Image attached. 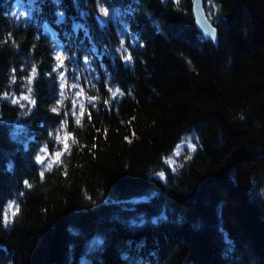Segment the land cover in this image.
Returning a JSON list of instances; mask_svg holds the SVG:
<instances>
[{"label":"trees","instance_id":"trees-1","mask_svg":"<svg viewBox=\"0 0 264 264\" xmlns=\"http://www.w3.org/2000/svg\"><path fill=\"white\" fill-rule=\"evenodd\" d=\"M193 1L0 0V264H264V0Z\"/></svg>","mask_w":264,"mask_h":264},{"label":"water","instance_id":"water-1","mask_svg":"<svg viewBox=\"0 0 264 264\" xmlns=\"http://www.w3.org/2000/svg\"><path fill=\"white\" fill-rule=\"evenodd\" d=\"M193 17L195 19L196 27L201 31L206 39H210L214 44L218 42V30L215 25L207 17L204 0H194ZM214 37V38H213Z\"/></svg>","mask_w":264,"mask_h":264},{"label":"snow or ice","instance_id":"snow-or-ice-1","mask_svg":"<svg viewBox=\"0 0 264 264\" xmlns=\"http://www.w3.org/2000/svg\"><path fill=\"white\" fill-rule=\"evenodd\" d=\"M102 11H103L105 14H107V10H106V9H102ZM13 15H15V13H13ZM213 38H214V37H213ZM124 59H125V61H130V60L132 59V57H131V55H127V56L124 57ZM56 60H57L59 63H57V65H56V69H54V70H58V69H60L61 67H63V65H64V60L62 59L61 55H57ZM32 72H33V74H35V73H36V69L33 68V69H32ZM60 75H61V77H63L64 73L61 72ZM30 79H31V77H30ZM63 87H64V85L61 84V88H63ZM29 91H31V89H29ZM5 95H6V94H5ZM77 95H79V93H77ZM113 96H115V93H113ZM23 99L27 100V99H29V97L25 96V97H23ZM11 102H12L13 104L18 103L17 99H13ZM31 103H32V104H35V101L32 100ZM57 103H59V101H57ZM106 103H107V101H106ZM21 106L23 107V105H21ZM52 111H53V112H58V109H57V108H53ZM81 114H83V110H82V109H81ZM78 122H79V121H77V123H78ZM188 146H189V148H191L192 150H195V148H196V145H195V144H189ZM65 148H67V145H65ZM55 155H56L57 158H59V157L62 155V153L57 152V153H55ZM37 160H38V162H40L41 164H43V163L45 162L43 156H38V157H37ZM169 162H171V161H169ZM40 175L43 176L44 173L41 172ZM157 175H158L159 178H161V179H163V178L165 177V173H164V172H159V173H157ZM25 183L27 184L28 182L26 181ZM29 187H30V185H29ZM14 215H15V213H13V216H14ZM8 222H9V221H8V217L5 216V217H4V223H5V226H7Z\"/></svg>","mask_w":264,"mask_h":264},{"label":"rangeland","instance_id":"rangeland-1","mask_svg":"<svg viewBox=\"0 0 264 264\" xmlns=\"http://www.w3.org/2000/svg\"><path fill=\"white\" fill-rule=\"evenodd\" d=\"M157 264H159V262L157 260H155Z\"/></svg>","mask_w":264,"mask_h":264},{"label":"bare ground","instance_id":"bare-ground-1","mask_svg":"<svg viewBox=\"0 0 264 264\" xmlns=\"http://www.w3.org/2000/svg\"><path fill=\"white\" fill-rule=\"evenodd\" d=\"M88 18V17H87ZM77 19V18H76ZM93 20V19H92ZM81 21V20H80ZM77 22V21H76ZM80 23V22H79ZM89 43V42H88ZM109 46V45H108Z\"/></svg>","mask_w":264,"mask_h":264}]
</instances>
